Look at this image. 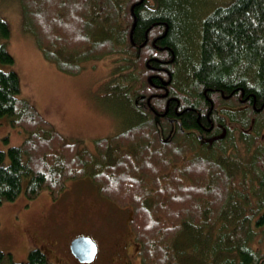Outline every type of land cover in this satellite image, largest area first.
Masks as SVG:
<instances>
[{
  "label": "trees",
  "instance_id": "obj_1",
  "mask_svg": "<svg viewBox=\"0 0 264 264\" xmlns=\"http://www.w3.org/2000/svg\"><path fill=\"white\" fill-rule=\"evenodd\" d=\"M17 1L24 31L60 72L126 57L137 112L90 151L0 69V118L24 134L0 151V205L22 191L57 199L88 177L127 213L138 264H264V0ZM9 36L0 17L1 65L14 64ZM0 264L47 262L34 249L24 263L0 251Z\"/></svg>",
  "mask_w": 264,
  "mask_h": 264
},
{
  "label": "rangeland",
  "instance_id": "obj_2",
  "mask_svg": "<svg viewBox=\"0 0 264 264\" xmlns=\"http://www.w3.org/2000/svg\"><path fill=\"white\" fill-rule=\"evenodd\" d=\"M225 1L203 0L208 8ZM0 17L10 28L4 44L14 59L13 65L0 64V69L16 71L18 97L48 117L64 136L81 141L82 147L91 151L95 140L112 137L130 124L137 109L135 87L125 81L126 57L116 53L94 61L93 67L88 62L84 71L68 75L45 60L33 36L24 31L17 0H0ZM23 139V133L0 118V151L18 146ZM4 161L7 164L8 158ZM24 185L25 181L23 189ZM128 219L127 213H118L98 194L88 177L67 181L57 199H52L48 190L33 199H27L22 191L0 205V251L9 253L14 262L24 263L28 253L38 249L47 264H57L71 256L68 244L74 237L87 236L99 246V255H108L115 243L123 238L132 240ZM124 230L128 231L126 237ZM189 244L187 241V248ZM130 245L131 264H138L137 243L132 240ZM119 264H125L124 257L119 258Z\"/></svg>",
  "mask_w": 264,
  "mask_h": 264
},
{
  "label": "flooded vegetation",
  "instance_id": "obj_3",
  "mask_svg": "<svg viewBox=\"0 0 264 264\" xmlns=\"http://www.w3.org/2000/svg\"><path fill=\"white\" fill-rule=\"evenodd\" d=\"M125 231V230H124ZM123 233V237H126L128 234L126 231ZM133 240V239H132ZM130 240V241H132ZM130 241L122 239L121 243H115L112 248H110V253L105 255V252L102 255H99V246L97 245L98 251L96 258L93 262L89 264H119V258H125V264H131V255L133 253L132 246L130 245ZM82 264L72 255L67 258V260H62L61 262H57V264Z\"/></svg>",
  "mask_w": 264,
  "mask_h": 264
},
{
  "label": "water",
  "instance_id": "obj_4",
  "mask_svg": "<svg viewBox=\"0 0 264 264\" xmlns=\"http://www.w3.org/2000/svg\"><path fill=\"white\" fill-rule=\"evenodd\" d=\"M70 251L81 263L93 261L97 253L95 242L87 236H79L71 240Z\"/></svg>",
  "mask_w": 264,
  "mask_h": 264
},
{
  "label": "crops",
  "instance_id": "obj_5",
  "mask_svg": "<svg viewBox=\"0 0 264 264\" xmlns=\"http://www.w3.org/2000/svg\"><path fill=\"white\" fill-rule=\"evenodd\" d=\"M88 62H92L90 65H91V67H93V66H95V62L93 61V60H89V61H86V62H83L82 63V69H81V71L80 72H82V71H84V66H85V64L86 63H88ZM89 66V65H88ZM79 72V73H80ZM38 110V109H37ZM39 111V110H38ZM42 114V113H41ZM45 118L50 122L51 120L48 118V117H46L45 116ZM52 123V122H51ZM53 124V123H52ZM54 125V124H53ZM54 127H55V125H54ZM56 128V127H55ZM56 130H57V128H56ZM59 133H61L59 130H57ZM62 134V133H61ZM63 135V134H62ZM64 136V135H63ZM65 138H67V139H73V138H68V137H66V136H64ZM20 143H21V141H20Z\"/></svg>",
  "mask_w": 264,
  "mask_h": 264
}]
</instances>
